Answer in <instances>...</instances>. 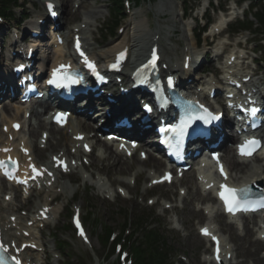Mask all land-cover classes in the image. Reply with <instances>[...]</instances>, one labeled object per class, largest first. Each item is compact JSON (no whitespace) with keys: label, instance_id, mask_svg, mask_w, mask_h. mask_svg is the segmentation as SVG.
<instances>
[{"label":"rangeland","instance_id":"obj_1","mask_svg":"<svg viewBox=\"0 0 264 264\" xmlns=\"http://www.w3.org/2000/svg\"><path fill=\"white\" fill-rule=\"evenodd\" d=\"M214 1L215 3H218V1L220 0ZM97 2L98 3L97 5H95V9H100L103 11V15L99 19V25L97 26V28L100 30L101 24L110 19L108 13L109 0H97ZM166 2H169V4H171V10H166ZM31 3L38 5L35 11L30 8ZM198 3H200V0H198ZM180 5L181 3L177 0H153L150 3L145 0L139 7L131 10V12L126 9V14L124 17L125 19L122 21V25L125 27V32L119 35L117 29L116 36H114L113 38L108 39L103 44L97 45L94 43L93 51L96 54L109 52L113 48L112 46L119 43L120 41H128V38L131 37L135 33V31H138L136 21L142 20V26L144 27L143 29L146 30L148 27V22L150 20L151 28L153 30L155 28L157 20L159 19L156 14L157 10H165V13H167V15H165L161 21L159 20L161 23V27H163L160 35L165 38V41L167 40L166 38L171 37V41L168 42L172 43L176 50L177 57L180 58L182 56L181 40L182 43L184 42L182 23L186 22L181 18L182 12ZM87 10L88 9L81 10L80 13L86 12ZM24 11L31 13L29 19L31 20L34 19L36 15L41 13L42 6L41 4H39L38 0H28L25 8L17 11L18 17L22 16L24 14ZM146 15H148V19L146 18ZM217 15L218 13L211 12L213 20L217 19ZM188 21L192 26L195 25V23L191 19H189ZM129 23L132 24L130 25L129 35L126 36L127 24ZM12 24L15 25V22H12ZM28 24H30L29 21L23 23L22 28L24 29V26ZM5 27L8 28L9 26L5 25ZM90 28L94 33V36H96L94 30L95 27L92 26ZM174 30H176L175 35H173ZM248 37L252 38L254 36L245 35L243 37L232 39L231 42H233L234 44L232 47L226 46V49H228L226 50V52L230 51V49H233L238 41H242L244 43V41ZM226 38L227 36H225L223 40H225ZM216 42L218 43L222 41L221 39H218L216 40ZM6 43H8V41ZM249 47L253 48L254 45L249 44ZM198 51H204V48H201ZM42 53H44V51H42ZM253 55L259 56L260 54ZM262 57H264V53H262ZM6 60H9L8 56ZM257 66L259 65L257 64ZM205 67L208 70L218 68L221 69L222 63L221 60H214V64L213 66H211V68L210 63ZM250 68L254 69L255 66L252 65L250 66ZM258 77L262 78L260 79V82L262 83L264 81V68H261ZM13 105L17 104L15 103ZM1 119L2 117H0V121ZM28 126H25L24 132H27ZM32 129L36 132V136L35 138H33V140L38 142L42 129H36L35 127H32ZM67 133V130H62L60 132V135L64 137ZM54 142L53 146L55 147L56 151L64 149L61 143L56 145L54 144ZM96 146L97 147H95L94 153L91 155L94 165L90 166L87 169L88 173H84L83 171L76 172L73 175L63 176L59 180V183H64V190L58 197L60 199V202L54 205L55 216L51 220L48 228L41 233L42 239L46 244L45 253H47L49 256V261L47 264H65L63 258H58L55 255V245L52 235H54L56 232L59 233V230H61L65 223L68 222V211L73 206V202L81 205L83 213L92 212L93 218H99L102 222L110 224L113 228L117 229L121 228L122 223L124 222L123 217L125 216V211H129L131 214H134L135 217L143 213L150 214V220L156 221L161 230L165 232V236L168 237L172 251H174L173 261L175 260L176 264H201V261L204 259V256L202 254L206 251L208 245L205 240L199 239L198 228L208 221L216 222L219 229L223 231L229 241H231L229 237V235L231 234L235 243L237 253L236 258L234 259V264H255V257L260 259L259 264H264V260L262 258L264 255L262 253V250L264 249L263 245L258 248L255 257L251 256L252 253H248L246 248H248L249 244L247 242H244V239L247 236L246 230L244 231V229L240 230L236 228V231L233 232L229 231L227 228L223 229L222 223L224 222V220L222 219L223 217H219L218 211L216 213H212L211 215H208L206 214V212H204L203 208H206L207 206H213V201H211V204L205 206L208 201L197 200L195 198V179L190 172L187 173L185 178L180 180L178 184H174L173 186L165 185L155 187L150 189L148 193H145L146 185L150 180L149 177H146L145 175H141L139 179L136 177L137 170H145L146 167V164L137 162L136 157L138 156L133 157L132 159H128L127 163L128 166H130V169L126 168L124 171H115L111 173L110 171L107 172L103 170L104 167L108 164V162L105 161L103 157L107 156L108 152H106L104 146L100 143V141H97ZM56 151L47 152L48 154L44 156V158H46L47 156L49 157V154L51 152ZM262 164H264V162L254 160L250 162L249 167H257L261 166ZM90 174H93V177L90 178ZM85 177L88 178L85 179ZM133 181H135V183H133ZM117 187H122L127 190L128 198L120 196L116 191ZM181 187L185 188V191L187 190L186 196H182L180 194ZM187 187L189 188V190L187 189ZM88 188H92V191L87 195L86 190ZM105 188L108 189V191L104 192ZM59 190V188L53 189V195L54 192ZM75 192L77 200H74L73 198ZM113 193L115 195L112 197L109 195H105ZM163 193H166V196L163 195ZM7 194L13 197V201L12 203L8 204V208L2 210L4 220L6 221L9 219V216H13L15 212H18V216H20V218L24 216L25 212H28L26 210L35 212L39 205H42L45 202H49L53 197L52 194H47L46 192H44L39 197L37 194H33V197L30 199L31 203H28L21 196L17 195V197H15V190H12L9 185H7L2 179H0V203H4V195ZM162 197H166V199L162 200ZM151 201H153V204H150ZM164 201L171 202L168 203L171 208L165 209ZM214 210H217V207H214ZM262 218H264V216H262ZM173 226H175L176 229H173ZM249 226L251 228H254L252 224ZM89 230L91 231V240L95 250L83 245L78 239L75 238V236L71 232H65L62 234V238L66 239L70 244L71 253L65 254L64 256L65 260H67L69 264H80L78 263V261H82V255L87 254L88 257L89 252L96 257L97 249L100 250L103 256L107 253V249H100V245L96 237V234L100 233V228L95 230L94 228H92V226H90ZM34 232L35 237H38L37 230H35ZM254 233L255 237L253 235ZM235 235L240 236V238H237ZM249 236L250 241H253L258 237L257 230L253 229L252 237L251 233L249 234ZM253 251L254 248L251 249V252ZM45 253H32L34 257H36L35 263H40L45 257ZM180 256L184 257L185 260H182ZM55 257L57 258V260L54 259ZM70 257H73V259H70ZM98 262L99 264H103L101 260H98Z\"/></svg>","mask_w":264,"mask_h":264},{"label":"bare ground","instance_id":"obj_2","mask_svg":"<svg viewBox=\"0 0 264 264\" xmlns=\"http://www.w3.org/2000/svg\"><path fill=\"white\" fill-rule=\"evenodd\" d=\"M63 1L64 3L62 4L63 8H64V12H65V15H64V18L66 17V19H68L72 14L69 13L72 12L70 10V7H72L73 5V2L74 0H61ZM98 2H96L95 4L87 1V0H81L80 1V8L81 9H90V15H91V19H95V21H97L102 15H103V11L100 10V9H93V7L97 4ZM165 7L169 10H171V4H169V2H166L165 3ZM77 11L74 12V14H76ZM157 13L159 15H166L165 13H163L162 10H157ZM136 26H137V30L138 31H135V33L133 34V36L131 37V43H130V47H131V58H130V62L128 65L133 64V65H137L140 63L141 60H143L144 58V54H145V48L149 46V44H152V42H150V38H149V44L146 43L148 40L144 38V34L142 33L143 31V21H136ZM88 23V21H87ZM158 31H159V28L157 27L156 28V32L153 33V35H157L158 34ZM186 38L187 35H186ZM124 44V43H123ZM90 45V44H89ZM121 43H117L116 45L112 46L113 47V50L120 47ZM190 45H194V43L190 44ZM56 47L58 48L57 51H62V49L56 45ZM174 47L173 45L171 44H165V46L163 45V48H162V56L164 58V61H168L169 62V70L171 71L173 68H178L180 67V71L183 75H187L189 76V73H186L184 71H182V67L184 65V62H185V58L183 60V62L178 63L177 60L178 58L176 57L175 55V58L176 60H172V58H169L167 57V55L169 56V54H171V52H174ZM193 52V51H191ZM194 53V52H193ZM104 54V53H102ZM108 55V53H106L105 55H101L100 58H104ZM174 55V54H173ZM186 55H191L190 52H186L184 54V56ZM3 73V75L6 77V80H11V82L13 81V75L6 69H3V68H0V74ZM184 76V77H185ZM189 78V77H188ZM4 85L1 86V88H3ZM2 109H0V115H4V122H5V118L6 116L8 117V114H9V109H10V106L8 104H4L2 107ZM21 111V108L20 109H16V112L14 114L13 117H19V112ZM139 112V110H138ZM36 116L35 117H38L39 118V115L38 114H35ZM9 118V117H8ZM78 120L77 122L74 121L73 119L70 120L69 124L67 127L71 126L72 127V131L73 133L77 134V132H82L83 128L85 127L84 126V122L83 120H79L80 117H77ZM91 119H94V118H91ZM7 123V121L5 122ZM3 125V124H2ZM38 126L41 127V128H45V129H49L48 132L50 131V134L52 135L51 137H49L48 139V142H50V144H48V147L46 148V150H41L37 147V144L33 141V140H29V145L32 147V150H33V155L37 158V159H41L43 160V155H45V153L47 151H50V150H53L55 147L53 146V142L54 144L58 145L59 143H61L64 147H68L73 146L72 147H76L77 144H81V142L75 140V139H72V137H68L67 138H62V136L60 135V131L62 129L54 126V125H48V123H46L44 120H39L38 122ZM66 127V128H67ZM34 135V133H32V136ZM47 142V143H48ZM103 144L106 146L107 149L110 150V155L108 157L105 158V161L109 162L107 164V166L104 167L103 170L107 171V172H120V171H124L126 168H129L130 169V166H128V159L123 157L121 153H119L117 150L113 149V147L111 145H109L108 143L104 142L103 141ZM143 147V146H142ZM81 150V149H80ZM78 149V151H80ZM224 158L227 162V165H228V168L231 170V172H235V170H237L236 172V175L233 176L232 175V179H234V181H238V182H252V181H255V180H258V179H261V178H264V166L262 167V169L260 167H249V161L245 162H240L236 159V157L234 156V154L232 155V150L228 147L224 148ZM68 152H65L63 153V155H66ZM257 158V157H256ZM259 158H257L256 160H258ZM110 161H113V163L111 164ZM259 161V160H258ZM137 162L138 163H141V164H146V167L149 168L150 170H158L160 167H162V162H160V160L154 158L153 156H150L148 158V162H143L142 160H140V158L137 159ZM47 164H51V162H48ZM120 169H118V168ZM239 170V171H238ZM247 171V172H246ZM140 172L141 170H137V176L139 178L140 176ZM243 172V173H241ZM238 173H241V175L238 177ZM209 197V199L212 198V196H210V194H207V196H203V195H200L199 192L196 191L195 193V198L197 200H204L205 198L207 199ZM255 216V215H254ZM219 217H223L222 219L225 218L224 214H221L219 215ZM255 219V218H254ZM222 228H227L229 231H233L235 232V228H234V224L232 225L231 223H228L225 221L224 225H222ZM245 230H246V238L244 239V242H247L249 244L247 251L248 253H252L251 256L252 257H255L256 256V251L258 250V248H260L263 244V242L260 240V239H256V240H253V241H250V236L249 234L251 233V237H252V230L246 226L245 227ZM235 234V233H234ZM237 238H240V236L238 235H235ZM200 240H202L203 238L199 237ZM254 248V251L251 252V249ZM255 262L256 264H259V260L255 257Z\"/></svg>","mask_w":264,"mask_h":264},{"label":"trees","instance_id":"obj_3","mask_svg":"<svg viewBox=\"0 0 264 264\" xmlns=\"http://www.w3.org/2000/svg\"><path fill=\"white\" fill-rule=\"evenodd\" d=\"M17 0H0V13L6 14L9 12L12 3H16ZM122 0H112L115 7L122 9ZM261 3V1L259 2ZM259 23L262 26L264 32V5L255 14ZM253 22L242 24V27H251ZM145 223L143 219L138 220L137 227H141L145 230L143 246H134V251L138 257L139 264H169L168 259V246L165 237L156 229H145Z\"/></svg>","mask_w":264,"mask_h":264},{"label":"snow or ice","instance_id":"obj_4","mask_svg":"<svg viewBox=\"0 0 264 264\" xmlns=\"http://www.w3.org/2000/svg\"><path fill=\"white\" fill-rule=\"evenodd\" d=\"M49 7H52V5H49ZM76 47H77V49L80 48L79 41H77ZM123 55H124L123 53L120 54L121 58H123ZM81 56L84 57L85 63L88 65V67L91 68L93 71H95V64L88 59V57L83 53V51H81ZM113 66L115 67L116 65H113ZM63 67H65V66L62 65L61 68H63ZM59 71H60L59 69L54 70V72H53V77L54 78L51 81H49L50 83H54L55 84V83L59 82V79H60ZM97 75H98V73H97ZM71 82L72 83H79V81L77 79H75V78H71ZM253 112H255V109H253ZM62 116H63V114H58L57 119H60ZM17 127H18V125H17ZM186 127H187V124H184L181 127V134H183V131H184V129ZM258 143L259 142L256 141V140H251V141L247 142V144H249V145H258ZM245 147L246 146H244V145L241 146L242 151H244ZM5 151H7V149H5ZM245 154H249L250 155L251 153L250 152H246ZM2 164H3V161H0V165H2ZM221 170H223V169H221ZM33 171H36L35 166H33ZM8 175H11V173H8ZM239 191H241V190H238V189H227V192L230 193V198H229V196H224L223 193L221 194L222 197L225 199V202H226V204L228 206V211H230V212L238 211L243 206L241 204V201L239 199H237V195L236 194ZM77 226L79 227V221H77ZM202 231L205 234H209L210 235L208 229H202ZM80 235L84 236V238L87 239V237L85 236L83 230H81ZM213 238L215 239V237H213ZM0 249H3L4 252L7 251V249L5 248V246H4L2 241H0ZM11 259L13 261H15V264H21V262L16 257H11ZM0 264H8V260L3 255V253H0Z\"/></svg>","mask_w":264,"mask_h":264}]
</instances>
